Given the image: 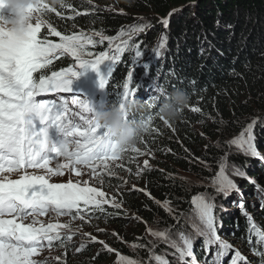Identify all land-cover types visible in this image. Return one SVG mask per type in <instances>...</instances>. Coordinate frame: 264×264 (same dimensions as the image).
<instances>
[{
	"label": "snow or ice",
	"instance_id": "1",
	"mask_svg": "<svg viewBox=\"0 0 264 264\" xmlns=\"http://www.w3.org/2000/svg\"><path fill=\"white\" fill-rule=\"evenodd\" d=\"M65 8L75 11L70 6L62 9ZM30 11L36 14L37 20L35 24L29 26V31L25 35L16 36L0 28V264H48L47 260L34 259L44 250L45 241L49 248L54 242H60V246L64 247V242L70 244L73 235L76 234L63 236L61 234L62 231L71 232V221L81 220L88 223L85 216L103 213L106 204L109 207H120L115 201L105 199L103 191L89 187L87 181L81 186L79 180L75 183L69 180L68 183L60 184L49 183V180L52 177L64 176V170H68L69 175L77 178L89 174L92 179L102 184L104 176L112 172L111 164L120 167L116 162L123 159V154L119 156L114 154L115 146L108 139L106 130L92 121L94 109L90 102L86 98L73 95L71 84L73 79L80 75V69L90 68L98 71L99 66L105 61H111L117 66L120 57L127 52L134 53V59L140 58L141 46L139 44L132 46L131 39L134 34L146 30V26H134L128 33L121 30L120 37L127 35L128 39L94 56L93 52L86 49L89 46L92 48L97 46L94 36L100 37L101 44L107 39L101 33H93L91 36L84 33L63 35L51 24L40 20L41 16H47L55 12L54 10L40 4ZM56 15L60 19L74 20L76 16L89 15V13L76 12L75 16L64 17L56 12ZM162 23L167 27L168 20L165 19ZM43 29L47 30L48 36L40 38ZM49 37H58L59 42H50ZM166 39V37L162 38L159 49L165 47ZM108 43L111 45L113 41L109 40ZM155 54L159 56V51L157 50ZM65 57H70L75 62V70L73 67H68L62 71H54L51 75L42 74V71L49 69L55 61ZM38 73L41 75L37 80L34 77ZM170 75L175 76V73ZM110 78L111 72L109 77L101 76L99 86L101 88L108 86ZM139 90V85L133 88V74L129 71L127 79L117 91L121 107L129 98H137ZM165 93L164 87L157 84L148 99V106L158 107V102ZM62 94H68L71 99L46 102L38 99L60 97ZM189 111L200 113L201 109L192 106L189 107ZM131 119L135 120L136 114H133ZM154 119L155 117L152 116L147 117L146 120L142 119L147 122L152 132H156V129L151 128ZM164 123L171 127L168 122L164 121ZM258 123L259 121L254 120L248 124L229 142V147H235L238 154L264 163V155L258 151L255 135ZM53 127L62 134L63 140L70 141L74 150L62 153L55 144L47 142L48 129ZM131 152L135 156L130 162H134L138 156L148 154L137 148H133ZM58 158H64L68 163L58 164L55 169L48 167L50 162ZM78 167L89 171L85 173L78 170ZM98 168L103 171H98ZM143 168L151 171L147 161ZM28 169H43L46 175H28ZM218 169L211 182L217 194L227 199L231 194L239 193L238 184L228 175L226 158L219 163ZM13 174L19 175V179H10ZM136 175H141L140 169L137 170ZM232 176L248 179L246 173L239 167H233ZM144 194L148 195L146 192ZM212 200L214 197L210 199L205 195L192 198L191 205L197 218V223L191 225L193 232L196 237L203 238L205 251L216 249L212 264H224L230 253L234 255L231 256L228 264H249L240 251L219 237L214 214L216 205ZM160 206L171 214L167 202ZM239 208L249 221L248 243L252 244L254 238L257 247L264 249V230L253 222L243 202L239 204ZM49 214L54 215L56 219L61 216L70 217V223L67 225L48 223L45 226L39 217ZM29 220L30 223L25 224V221ZM53 232L55 235H52ZM149 234L173 248L180 264H187L189 260L191 264H196L192 237L180 234V243L177 244L169 239L168 231H149ZM89 240L92 244H103L95 238L89 237ZM86 247V244H82L76 251L83 252ZM132 247L137 248L141 245L133 244ZM104 250L108 253L114 251L107 245H104ZM252 254L260 258L264 264V250L254 248ZM116 255V264H137L135 260L125 258L119 253ZM150 259L155 261V264H169L168 260L161 256L152 255ZM56 264H65V262L57 258Z\"/></svg>",
	"mask_w": 264,
	"mask_h": 264
},
{
	"label": "trees",
	"instance_id": "2",
	"mask_svg": "<svg viewBox=\"0 0 264 264\" xmlns=\"http://www.w3.org/2000/svg\"><path fill=\"white\" fill-rule=\"evenodd\" d=\"M195 1L68 0V6L71 9H75L74 12L65 8L58 9L46 16L47 23L51 24L63 35L84 33L91 36L93 33H101L106 37L107 39L101 44L99 43L100 37L94 36L93 39L97 46L95 48L89 46L86 49V51L93 52L95 56L108 51L110 48L109 39L120 35L121 30L128 33L130 27H134L141 16L152 14L159 19L179 13L174 19L168 20L167 27L160 26V32H162L160 39L169 37L170 42L165 45L164 49H158V51L160 53L163 50L168 62H171L170 59L172 60L175 55L179 58V61H183L180 69L173 63L167 64L164 73H162V79L164 80L163 82H168L170 91L174 88L183 89L189 95L190 103L183 109V115L180 120L174 124L169 123L171 127L165 125L164 121L159 118L158 112H155V119L151 128L156 129V132L150 131L141 139L143 143L140 141L136 146L141 152L151 153L150 159L156 167H150L151 171L142 168L141 175L137 177L141 178L140 180L145 185V191L148 195L134 189H119L115 199L120 207H104L105 211L103 213H94L90 216L93 221L104 222L117 229H122L127 223L134 222L133 220L128 221L127 217H123L125 216L123 213H126L124 212L125 210L148 223L152 220L157 221L156 225L158 224L159 228L163 229L164 232L174 233L190 229L192 224L186 217L193 209L191 205L193 196L205 191L208 197L213 194V190L211 188L206 189V187L204 188L201 185H194L188 191L187 187L175 177L174 173L177 172L175 168L188 174L201 173V176H198L199 179L211 177L216 163L222 159L227 151L216 145V138L219 136L222 140V134H231L233 131H238L248 122L250 116H262L264 114V51L261 52L259 46L261 47L262 45L257 42L255 45L246 46L237 53L243 40L238 32H235L237 22L234 15L236 14L235 11L240 12L241 21H238L243 25L244 30L249 25L254 24L257 26L258 22H263L264 24V0ZM190 8L192 9L190 10ZM56 12H59L64 17L75 16L76 12L89 13V15H79L74 20H67L60 19ZM188 17L195 22L190 21ZM259 19L262 21H258ZM255 22L257 23L255 24ZM227 24L234 26L231 37L227 28H224ZM200 27L204 32L205 38L213 36V38L217 39L216 45H222L226 52L218 53L214 45L211 46L214 50H210L209 47L202 48V31L195 34L196 29ZM183 31H186V36L181 41L184 34ZM193 32L194 35H192ZM187 33L191 37L187 38ZM262 34V41H264V28ZM45 36H48V33L46 29H43L40 33V38ZM137 36H139L138 33L133 35L135 38ZM173 37L184 42V46L182 44V46H179L175 43ZM49 41L57 43L59 38L49 37ZM152 42L153 39H150L145 44L149 45ZM177 45L178 47L175 48ZM170 56L172 57L170 58ZM86 58L92 59L93 57ZM157 64L160 65V61H157ZM74 65L75 62L70 57L61 58L55 61L49 69L43 70L42 74L51 75L54 71H62ZM117 67L115 66L108 84L110 93L109 104L117 100V91L120 90L128 75L127 65L122 63L121 67L116 69ZM167 70L169 71L168 73ZM170 73H175V76L170 75ZM40 75L41 73H38V76ZM136 76L138 75H133V77ZM176 79L178 82H176ZM192 106L199 107L201 112L193 113L189 111V107ZM260 131L262 134L264 133L263 124L260 125ZM259 139L261 138L258 136L257 145L264 149V142L259 141ZM130 153L131 151L124 153L123 159L117 161V164H124L127 170L132 169L133 171L130 172L137 173L136 168L139 166L136 168L132 167V162L130 163V161L133 155ZM147 155L146 157H149ZM229 160L231 164L251 173L250 168L245 164L246 160L244 157L231 153L229 154ZM205 163L209 164V170H205L206 168L203 166ZM204 172L208 173L202 175ZM259 173H262L263 181L260 182V186L264 190V170L261 166H257L252 172L253 178H257ZM103 182L114 186L118 183L117 178L110 174L104 176ZM242 184H244L243 181ZM246 189L251 191V188ZM250 196L253 197L254 195ZM218 199L222 204L227 203L224 196L222 199L219 196ZM232 199L234 202L237 201L234 198ZM162 202L169 204L171 214L163 210L160 206ZM262 205H264V195L260 194L258 204L254 205L253 214L255 215V224L261 230H264V207ZM247 210L251 212L253 209H251L250 205H247ZM230 220L231 222H229ZM247 226L245 216L237 214L224 222L223 231L224 234L229 235V239L235 241L234 244L241 250H247L246 252L250 255L252 262H262L260 258L248 251V246L245 243V237L249 235ZM154 242L152 244V241H150L152 245H149L147 250L140 251L144 260L149 258L147 264L151 260L149 257L151 252H154L153 255L155 253L160 254L161 252L159 251L166 248L165 244L160 240ZM113 247L118 249L119 252L125 253V250L119 245L114 244ZM254 248L261 250L257 247L255 239H253ZM57 249L62 250L63 247L57 246ZM91 250V246H88L84 252L73 254V263H76V260L81 261L90 257L92 254ZM68 252L69 249L66 257L69 260L71 255ZM94 256L97 257L98 262L106 260L105 252L94 254ZM173 256L164 257L170 259Z\"/></svg>",
	"mask_w": 264,
	"mask_h": 264
},
{
	"label": "rangeland",
	"instance_id": "3",
	"mask_svg": "<svg viewBox=\"0 0 264 264\" xmlns=\"http://www.w3.org/2000/svg\"><path fill=\"white\" fill-rule=\"evenodd\" d=\"M189 9V8H187ZM192 8H190L191 10ZM236 14L235 18H236V22H237V26H236V30L239 36L242 37V44H241V48L237 51V53H239L240 51H242V49H244L246 46H252L255 45L257 42L261 43L260 45H262L261 47L259 46V49L261 50V52L264 51V41H262L263 38V22H255V24L257 23V26L253 25H249L245 30L243 29V25L241 23H239V21H241V14L239 11H235ZM177 14L179 13H175L167 18H159L157 19V17L155 15L149 14L148 16H141L139 22L134 25L135 27H139L140 26H146V30L143 33H138L139 36L132 37L131 39V44L132 46H135L136 44H139L140 47V51L142 52V55L140 58H136L134 59V53L132 52H127L125 53L123 56L120 57V63L117 65L118 67L116 69H118L119 67L122 66V63L124 65H127V72L129 73V71H132V74H136L139 76H147V70L148 68H156L162 71V73H164V70L167 66V64L169 63H173L178 69L182 68V64L183 61H179V58L175 55V57L172 58V60L170 59L171 62H168L164 56V52L163 50L159 53V56H157L155 53L156 51L159 49V45L162 42V39H160L162 37V32H160V26L163 25L165 28V25L162 23L163 19H167V20H172L174 19ZM150 17V18H149ZM188 19L190 21H193L192 18L188 17ZM223 20V19H222ZM239 20V21H238ZM225 21V20H224ZM258 21H262L261 19H259ZM195 22V21H193ZM155 26V27H154ZM170 27V26H169ZM168 27V28H169ZM234 26H230V25H226L224 26V28H227L228 33H230V37L231 34L233 33V28ZM133 28V26L130 27V29ZM155 30V31H154ZM167 30V28H166ZM200 31H202L201 27L199 29H196L195 34L199 33ZM183 38L181 39V41L184 39V37L186 36V31H183ZM192 35H194V32L192 33ZM233 35V34H232ZM202 39H203V44H202V48H207L209 47L210 50H214V48H212L211 46L214 45V47H216V51L219 52H226L223 49V46L220 44H217V39L213 38V36H211L210 38H205L204 36V32L202 31V35H201ZM118 37H120V35L116 36L115 38H111L109 40L113 41V44H109L110 48L113 47L115 44L117 43H122L123 40L128 39V36L125 35L123 37H120L119 39H117ZM155 37V38H154ZM191 37L189 33H187V38ZM159 38V39H158ZM150 39H153L152 43H149V45L145 42L149 41ZM170 38L168 37L166 39V44L170 42L169 40ZM138 40H141L138 42ZM173 40L175 41V43H177L179 46H184V42L179 41V39L174 38ZM247 41V43H246ZM179 42V43H178ZM230 42V41H228ZM165 44V45H166ZM182 44V45H181ZM175 46V48L178 47ZM259 45V44H258ZM174 46V44H173ZM218 46V47H217ZM155 47V48H154ZM164 49V48H163ZM221 53V54H222ZM223 56V54H222ZM221 56V57H222ZM172 56H170L171 58ZM129 61V62H128ZM157 61H160V65L157 64ZM162 64V65H161ZM103 65L105 66H111L113 65L111 61H105L103 63ZM158 65V66H156ZM116 66V65H115ZM74 70H75V65L73 66ZM81 71V69L79 70V72ZM137 71L139 72L137 74ZM169 71L167 70V73ZM176 82H178V80L176 79ZM259 121L257 127L255 128V135L257 137V141H258V136L261 138L259 139V141H263L264 142V133L262 134V132L260 131V125L263 124L264 127V117H260V116H250L248 119V122L238 131H233L231 134H222L223 139L221 140V138L218 136L215 140V143L217 146H220L221 149H226L227 151L225 152V155L222 157V159L220 161H218V163H216L215 168L212 171V176H208L207 178H198V176H201V173H193V174H188L184 171H179L178 169L175 168V170H177L176 173H174L175 177L180 180L186 187L187 190L190 191L191 188L194 185H198V186H202V187H206L207 188H211L213 191V194H210L208 197L211 199L214 197V200H212V202L216 205L215 208V217H216V221H217V227H219L218 229V235L219 237L228 243V236L227 234H224L223 231V225L224 222L226 220H229L230 217H233L237 214H242L241 213V209L239 208V204L240 202H243L245 205V210L247 211V213L249 214V216L255 217V215L253 214L254 212V208L256 204H258L259 201V196L264 195V191H261L263 187L260 186V182L263 181L262 180V173H259L257 175V178H253L252 172L255 170V168L257 166H261L264 170V163L250 158V157H245L241 154L237 153V149L235 147H229V142L236 138L239 133L247 127L248 124L252 123L253 121ZM258 151L261 153V155H264V149L261 148L260 145H257ZM237 154L239 156H241L242 158L244 157L246 162L245 164H247V166L250 168L251 173H248V170H243L248 179H240L237 178L235 176H232V169L233 167H238L234 164H231L229 161V154ZM133 155L134 157V153H130ZM151 154V153H150ZM148 154L146 157V155H142L139 157H136L134 162H132V167L138 169H142L144 166L145 161L148 162L149 166L152 168H156L154 162H152V160L150 159L151 155ZM226 158V162L228 164V175L238 184L240 192L239 193H233L231 194L226 200L227 203L222 204L220 203L219 199L217 200V198L219 196H221V199L223 197V195H218L217 192L215 191V189L212 187V180L214 179L216 173L218 172V165L222 160H225ZM117 163V162H116ZM131 163V162H130ZM120 167H117L116 164H111V169L112 172L110 175H113L117 178V185H109V184H105L104 182L101 184L100 181L96 180V179H92L90 177L89 174H84L81 177L77 178L74 175H69L68 173H65L64 176L62 177H53L51 180L52 181H58L60 183H68L69 180H71L73 183H75L77 180L80 181L81 186H83L84 182L87 181L88 182V186L89 187H94L96 188L98 191H103L105 193V199L109 200V201H115L116 204H118V202L116 201V194L118 193L119 189H138L139 191H142L143 193H145V185L141 182V178H137L138 176L136 175V173L134 172H130L133 171L132 169L130 170H125L127 169V167L124 164H119ZM206 169L205 170H209V164L205 163L203 165ZM240 168V167H239ZM161 170V169H159ZM98 171H103V169L98 168ZM87 173V172H85ZM208 172H204L202 175L206 174ZM37 174H45V172H39ZM242 181L244 182V184H242ZM249 181H254L255 183H250ZM110 188V189H109ZM246 188H251V191L247 190ZM199 195H205L207 196L206 192H201ZM250 195H254L253 197ZM196 195H194L193 197H195ZM236 199L237 201L234 202V200L232 199ZM254 199V200H253ZM251 200V201H250ZM250 202V203H249ZM165 202H162L161 205H163ZM247 205L251 206V209H253L251 212L247 210ZM169 206V204H168ZM104 207H109L107 204L104 205ZM163 208V207H162ZM163 210H165L163 208ZM105 211V210H104ZM123 213L125 214V216L123 217H127L126 219L128 221L133 220V223H127V225H125L122 229H117L116 227H113L111 225H107L104 222H98V221H93L90 216H85V219L88 220V223H84L81 220H74L71 221V232H64L62 231V236L63 235H68V234H72V233H76L75 235H73V238L71 240V243H67L66 241L65 243V247H63L62 250L60 249H52L51 251H47L45 253H43L42 255L38 256L37 258H35V260L37 261H48V264H56V260L57 258L61 261H64L65 264H116L117 261V255L116 253H119L121 256L125 257V258H129V259H133L137 262V264H147L149 258L147 259H143V257L141 256L140 251L141 250H147L149 248V245L151 246L153 243H155L154 241H157V239H155L153 236H151L149 234V231L152 232H164L163 229H160L158 224L156 225L157 221H149L150 223H148L145 220H141L140 217L136 216L135 214L131 213V212H127L124 210ZM187 220L191 223V224H195L197 223V218L194 214V210L192 209L188 215H187ZM124 220V218H122ZM45 222L48 223H52V224H69L70 223V217H60L59 219H56L54 217V215H51L49 217H47L45 219ZM138 222V224H136ZM231 222V220L229 221ZM137 225V226H135ZM141 228V229H140ZM190 230V231H189ZM113 233H115V235H113ZM131 233V235H130ZM169 239L172 242H175L177 244L180 243L179 241V236L180 234H184L186 236L192 237L194 239V251L195 248L198 246V244L203 245V238H198L196 237L195 233L192 230V227L190 226V229H186L184 231L181 232H174V233H169ZM89 237L91 238H95L98 241H102L103 244H92L90 243ZM232 240V239H230ZM150 241H152V244L150 243ZM233 241V240H232ZM82 244H86L87 247L91 246V251L92 254L90 255V257L85 258L81 261H77L76 263H73V259L72 255L78 253L76 251V249H78ZM115 245H119L122 249L125 250V253L123 254L122 252H119L118 249L114 248L113 246ZM133 244H138L141 245V247H137V248H133L132 245ZM165 244V243H164ZM60 246V242L58 244ZM104 245H107L108 247L112 248L114 251L112 253H108L107 251L104 250ZM164 246H166V248L159 253H155L154 255L157 256H161L164 259V256H173L175 254L174 249L169 247L167 244H165ZM204 246V245H203ZM86 247V248H87ZM85 248V249H86ZM69 249L70 252V259L68 260L67 257V251ZM85 251V250H84ZM83 251V252H84ZM68 252V253H69ZM105 252L106 254V260L104 261H97V257L94 256V254L97 253H103ZM154 252H151L149 254V257H151L153 255ZM168 260V259H167ZM169 264H180V261L177 259L172 260V258H170L168 260ZM191 263V260L187 261V263ZM148 264H155V261L150 260Z\"/></svg>",
	"mask_w": 264,
	"mask_h": 264
},
{
	"label": "clouds",
	"instance_id": "4",
	"mask_svg": "<svg viewBox=\"0 0 264 264\" xmlns=\"http://www.w3.org/2000/svg\"><path fill=\"white\" fill-rule=\"evenodd\" d=\"M40 4L56 11L68 6V0H0V9H8V16H0V28L16 36H23L29 26L35 24L37 16L30 9ZM42 22L46 16H41ZM190 103L189 95L180 88L166 92L158 102V116L168 123H176L183 115V109ZM145 103L138 98H129L121 107L119 102L112 103L105 110H94L92 121L106 130L108 139L115 146V155L119 156L136 148L141 139L150 132L146 121L131 119L133 114L142 111ZM48 143L51 139L48 138ZM57 149L68 153L73 149L70 141L62 140Z\"/></svg>",
	"mask_w": 264,
	"mask_h": 264
},
{
	"label": "water",
	"instance_id": "5",
	"mask_svg": "<svg viewBox=\"0 0 264 264\" xmlns=\"http://www.w3.org/2000/svg\"><path fill=\"white\" fill-rule=\"evenodd\" d=\"M197 1H199V0H196L195 2H197ZM264 113V112H263ZM260 117H264V114L262 115V116H260Z\"/></svg>",
	"mask_w": 264,
	"mask_h": 264
},
{
	"label": "bare ground",
	"instance_id": "6",
	"mask_svg": "<svg viewBox=\"0 0 264 264\" xmlns=\"http://www.w3.org/2000/svg\"><path fill=\"white\" fill-rule=\"evenodd\" d=\"M50 101V100H49ZM169 260V258H167Z\"/></svg>",
	"mask_w": 264,
	"mask_h": 264
}]
</instances>
